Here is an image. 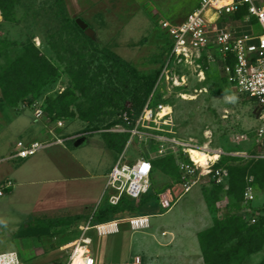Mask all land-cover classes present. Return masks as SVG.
Returning a JSON list of instances; mask_svg holds the SVG:
<instances>
[{
    "label": "rangeland",
    "instance_id": "374dc122",
    "mask_svg": "<svg viewBox=\"0 0 264 264\" xmlns=\"http://www.w3.org/2000/svg\"><path fill=\"white\" fill-rule=\"evenodd\" d=\"M17 1L15 13L9 18L5 19L0 9V84L7 95L4 99L0 88L4 146L9 148L36 123L55 129L66 142L65 146L40 150L18 172L11 171L13 160L0 161V176L17 179L12 193L0 196V252H16L24 264L62 262L80 235L81 226L93 225L91 214L104 200L100 198L106 178L101 174L126 149L125 160L140 155L151 158L152 194L157 197L170 189L174 202L165 209L168 213L160 214L162 209H158L151 214L152 226L143 232L131 233L128 224H121L120 233L106 235L90 229L96 254L100 250L97 264H127L141 245L132 244V240L149 238L150 232L169 220L172 233L168 254L150 264H264V227L253 225L264 217V187L258 185L259 176L247 172L245 177L246 188H253L252 200L241 190L229 193L231 180L236 185L242 182L239 176L229 175V170L221 183L201 178L188 190L180 178V163L190 161L187 148L216 155L220 152L225 167L243 165L255 155H264V143L257 134L256 105L230 88L218 62L202 61L203 75L198 73L199 68L175 66L169 79L158 81L171 41L164 22L184 21L200 0ZM77 18L87 23V29L75 26ZM226 22L236 33L258 28L254 20L244 16L227 17ZM30 45L57 70L39 89L27 87L23 66L13 67L25 46ZM81 72L87 74L86 78L75 81ZM90 80L95 86L85 95L79 86H88ZM72 88L74 96L61 97ZM96 89L103 93L98 101L91 98ZM153 92L158 102L172 105L170 125H161L172 130L163 132L169 139L142 134L133 136L128 144L130 135L118 122L120 114L124 108L140 107ZM98 104H102L100 109ZM38 109L43 111L40 117ZM91 109L99 114L93 113L89 120L80 117L81 111ZM57 119L63 121L62 128H57ZM70 135L77 136L76 140L87 136L85 140L92 139V145L77 148L73 143L76 140H68ZM94 141H99L100 149L93 146ZM171 156L178 167L174 171L172 165L162 168L160 161ZM57 178L69 180L60 183ZM88 210L91 216L76 218ZM35 216L55 220L56 225L49 233L47 227L26 230ZM65 219L68 222L64 223ZM224 226L227 233L206 236L208 229L222 233ZM225 234L232 239L226 241ZM231 245L233 249L229 250ZM220 253L231 255L220 258Z\"/></svg>",
    "mask_w": 264,
    "mask_h": 264
},
{
    "label": "built area",
    "instance_id": "2783aa9c",
    "mask_svg": "<svg viewBox=\"0 0 264 264\" xmlns=\"http://www.w3.org/2000/svg\"><path fill=\"white\" fill-rule=\"evenodd\" d=\"M245 9L244 17L254 20L255 26L251 31L236 33L234 28L226 22L228 14ZM210 10L218 13L215 21L210 19ZM164 27L170 31L171 46L164 62L158 81L169 79L175 66L199 68V74H204L202 61L218 62L222 66L226 83L239 94L248 96L256 105L257 134L264 143V0H200L198 5L178 24L164 22ZM258 29V30H256ZM197 90V89H195ZM184 95V94H182ZM167 109L165 114L162 111ZM171 104L155 103L154 93L147 99L142 111L134 124L126 130L133 136L148 134L158 140L169 139L165 131L172 132L168 116L172 110ZM43 111L37 110L42 116ZM123 118L127 124L131 120L126 112ZM57 128L63 127V121H57ZM164 125V126H161ZM120 126V125H118ZM122 130L125 128L121 127ZM148 129L152 131H148ZM121 130V129H120ZM50 138L46 141H32L16 143V157L26 158L35 154L39 149L50 144H64L66 138L49 128ZM127 144V145H128ZM126 149L116 160L106 175V182L100 200L116 205L125 195L132 199H139L152 188L153 162L147 155H140L129 161L125 160ZM220 153V152H219ZM218 158L210 159L205 166L198 165L189 155L190 161L180 163L181 182L185 190L198 183L201 178L221 183L228 176L225 166H215ZM216 154V153H214ZM264 156L263 154L255 155ZM11 187V181H5L0 188V195ZM252 186L248 185L244 197L254 198ZM160 204L168 209L174 202L172 191L159 193ZM103 200V201H104ZM256 221L255 218L252 219ZM121 223H127L132 230H142L149 226L148 215H131L95 225L81 226L80 235L72 242L66 258L58 264H97L93 254L92 236L88 233L95 229L97 234L106 235L119 230ZM0 264H24L16 252H1Z\"/></svg>",
    "mask_w": 264,
    "mask_h": 264
},
{
    "label": "trees",
    "instance_id": "16d2710c",
    "mask_svg": "<svg viewBox=\"0 0 264 264\" xmlns=\"http://www.w3.org/2000/svg\"><path fill=\"white\" fill-rule=\"evenodd\" d=\"M17 2H18L17 0H0V9L3 12L5 19L9 18L11 13H15V9L17 8ZM198 3H197V5H198ZM244 15H245V9L243 8L242 10H240L238 12L228 14L225 17V19H227V17H231V16L240 19ZM74 24L77 28H79L76 21L74 22ZM170 46H171V41H170ZM169 49H170V47H169ZM21 66H23L25 68L23 74L26 75L28 80H29L27 83V87L33 86V87H36L37 89L41 88L42 85H44L48 80H50L52 77H54L56 72H57V70H55V68L50 63V61L47 59V57L38 48H36L33 45L25 46L21 58H19L18 60H16L13 63L14 68H16V67L19 68ZM13 71H15V70H13ZM160 73H161V68L158 71V78L160 76ZM86 75L87 74L85 72L79 73V78L75 79V81H79L80 78H81L80 80L86 78ZM89 82L90 83L88 86H79V90L81 92L83 91L85 95H87L88 92H91L92 88L95 86V85H93L91 80ZM0 88L4 94V99H6L5 96L7 97V95H6L5 87L3 85H1ZM149 89H150V87H148L147 90L149 91ZM68 94L74 96L75 95V89H73V88L68 89L66 92L63 93V95L61 97L68 96ZM100 96L103 97L102 92L98 91L97 89L95 91H92V97L91 98L93 100L98 101ZM149 96L146 98V100L143 102V104L138 108H135V107L124 108L122 110V113L120 114L118 122L122 123L126 128H130L134 124L137 116L142 111V109H143L147 99L149 98ZM154 98H155V95H154ZM155 103H158L156 98H155ZM166 104H169V103H166ZM101 107H102V104L99 105V109ZM50 112L56 113V111H53L52 109ZM96 112H97V114H99V111H95L92 109L89 110V112L86 110L81 111L80 117L84 120H89L90 115H92L93 113H96ZM124 112H126L127 115L129 116V119L131 120V124H127V122L124 120V118L122 116ZM56 121H58V119ZM126 134L130 135V132L127 131ZM123 146H124V142H122V144L119 146V148L122 149ZM220 158L221 159L217 161L215 166H225L224 165L225 161H224V159H222L223 156H221ZM160 161H161L162 168H166L167 165H172L173 171L176 170V168H178L176 166L175 160L172 156L169 158H166V159H161ZM227 169L229 170V175L231 174L233 177L239 176L238 178L240 180H242V182L240 181V183L237 185L234 181H232V180L230 181V185H231V187L229 189L230 194L234 195L239 190H241L242 194H243V192L246 188V183H244V182H245V177L247 175V172H249L248 174L253 173V174L258 175L259 176L258 177L259 180L257 179L258 185L260 187H264V180H263L264 179V156L252 157V158L248 159V161H246L243 165H228ZM152 192L153 191L151 188L147 193L143 194L139 198V200H140L139 203H137L136 201H134V199L129 198L125 195L121 198L120 202L116 205L110 204L106 200L102 201L92 216L93 225L98 224V223H102V222H107V221L119 219V218L128 217L131 215H151L153 213H158V211H157L158 209H162L161 212H164L165 209L161 207V204L159 201V195L156 194L157 197H155V195H153ZM145 210H148L149 213L144 212ZM56 222L57 221L52 220V219H45V220L34 219L31 223H29L28 227H26V230H30V229L35 230L36 229V230L40 231V229H39L40 227L41 228L47 227L48 232L46 231V233H49L51 228L56 225ZM63 222L66 223V222H68V220L65 219ZM253 225H254V227H257V226L264 227V217H262L261 221H259V222L256 221V223ZM35 226H37V227H35ZM226 227L224 226L222 233L217 232V231L215 232V230H213V228H210V229H208V232H207L208 234L206 236H208V235L210 236V234H212L213 237H216L217 235L224 234V232L227 233ZM43 233H45V232H43ZM198 237L200 238V241H201L202 237H200V236H198ZM224 237L226 238V241L232 239V237L227 236L226 234ZM249 237L251 238V234H250V236H248V238ZM231 249H233L232 245L229 246V250H231ZM203 254L206 255V251L204 249H203ZM230 255H231V253H220V255H218V256L220 258H225V256L229 257Z\"/></svg>",
    "mask_w": 264,
    "mask_h": 264
},
{
    "label": "crops",
    "instance_id": "0c3cea01",
    "mask_svg": "<svg viewBox=\"0 0 264 264\" xmlns=\"http://www.w3.org/2000/svg\"><path fill=\"white\" fill-rule=\"evenodd\" d=\"M17 119H18L19 122H23V120H24V119H22V117H19ZM28 128L29 129L28 130L26 129V131L24 132V137L18 138L17 140H13L12 141V145L9 144L7 146L9 148H6L4 146L5 143H6L5 134H3L1 132V130H0V154H2L3 152H6L5 155L0 156V161L13 160V162H15V163H13L14 166L11 167V171H13L12 173L20 171L21 168L25 164H27L29 162L28 159L30 157H32L33 155H35L36 153H38L40 150L45 149L47 147H50L52 145H58V143H55V144H50L48 146H45V147L39 149L35 154L30 155V156H28L26 158H21V157L14 156L15 155V151L17 149L16 148L17 141L23 140L25 143H30V142L36 141V140L37 141H46L51 136V134L49 133V128H46L44 125H39L38 123H36V124H34V126L32 128L31 127H28ZM68 138H69L68 140L72 141V140H76L77 139V136L70 135ZM85 138H83L82 140L79 138L80 140L74 141L73 142L74 143V146L77 147V148H80L82 146L92 145V139L85 140ZM60 145H64L65 146V143L64 144H60ZM93 146L95 148H99L100 149V146H102V145L99 143V141H94ZM68 148L69 147H65L64 149H66L68 151L69 150ZM70 149L72 150L73 153H75V151L72 148H70ZM210 159H212V158H210ZM111 167L112 166H108L107 168H105V170L103 171V174H101L104 178H106V175L109 172V170L111 169ZM69 178L63 179L64 181L63 180L61 181V179H59V178H57L56 180H57V182H60L61 183V182L68 181ZM8 180L11 181V187L10 188H7L4 191V194L3 195H0V196H4L7 192H11L12 193V191L14 190V181L17 182V179L16 180L15 179L13 180L10 176H7L5 174L3 176H0V184L1 185H3V183L5 181H8ZM105 181H106V179H105ZM1 185H0V188L2 187ZM104 185H105V183H104ZM91 213L92 212L90 210H88L87 214L80 213V214L76 215V218L77 219H83V220H85V218L87 216H89ZM164 213H168V212H161L160 214H164ZM91 215L93 216V214H91ZM148 216L150 218L151 215H148ZM35 218L37 219V216H35ZM41 220H42V218H41ZM170 221L171 220H169V221H167L165 223H161L156 230L154 229L153 232H150L148 234L149 238L133 239L132 240V242H133L132 244H134L135 242H140L141 245L139 246L140 249L135 253L134 258L132 260L128 261L127 264H150L149 262L156 261V260H154L155 258L158 259L157 257L162 256V255L163 256H166V254H168L167 252L170 249V247L167 246L168 242L170 243L169 234L172 233V231L170 229ZM121 224H127V223H121ZM121 224L119 225V230L117 232H115V233H120L121 232V228H120L121 227ZM151 226H152L151 219H150L149 226L147 228H145V229H142V230H132L129 227V225H128L129 229L131 230V233H135V232H139V231L140 232L141 231L143 232L146 229H149ZM130 237L132 238V234L130 235ZM92 239H93V236H92ZM92 248H93V242H92ZM93 254H94V257L96 259V257H99L100 256V250L96 254V249L93 248Z\"/></svg>",
    "mask_w": 264,
    "mask_h": 264
},
{
    "label": "bare ground",
    "instance_id": "6f19581e",
    "mask_svg": "<svg viewBox=\"0 0 264 264\" xmlns=\"http://www.w3.org/2000/svg\"><path fill=\"white\" fill-rule=\"evenodd\" d=\"M208 14L212 21H215L218 18V13L216 11L210 10ZM166 111L167 109L163 110L162 114H165ZM187 151L190 153V156L192 157V159L200 166H205L208 163V162L206 163L205 160L209 158L216 159L218 157V155L216 154H209L206 151H203L201 149L187 148Z\"/></svg>",
    "mask_w": 264,
    "mask_h": 264
},
{
    "label": "water",
    "instance_id": "95a60500",
    "mask_svg": "<svg viewBox=\"0 0 264 264\" xmlns=\"http://www.w3.org/2000/svg\"><path fill=\"white\" fill-rule=\"evenodd\" d=\"M76 22L78 23V25H80L81 28L87 29V23L83 19L77 18Z\"/></svg>",
    "mask_w": 264,
    "mask_h": 264
}]
</instances>
